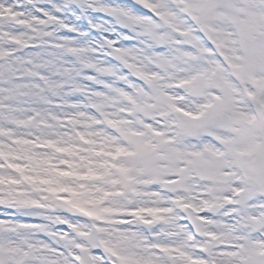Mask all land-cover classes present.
<instances>
[{
	"label": "snow or ice",
	"instance_id": "snow-or-ice-1",
	"mask_svg": "<svg viewBox=\"0 0 264 264\" xmlns=\"http://www.w3.org/2000/svg\"><path fill=\"white\" fill-rule=\"evenodd\" d=\"M0 264H264V0H0Z\"/></svg>",
	"mask_w": 264,
	"mask_h": 264
}]
</instances>
